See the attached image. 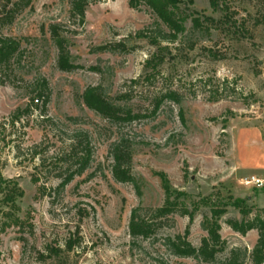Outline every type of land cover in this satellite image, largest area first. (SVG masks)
<instances>
[{
  "label": "rangeland",
  "instance_id": "obj_1",
  "mask_svg": "<svg viewBox=\"0 0 264 264\" xmlns=\"http://www.w3.org/2000/svg\"><path fill=\"white\" fill-rule=\"evenodd\" d=\"M219 1L182 0L175 39L150 7L129 0H97L84 23L70 0H33L3 29L18 49L0 64V171L24 196L0 214V264H223L235 248L253 264L258 229L242 234L229 220L264 217V0ZM52 25L75 68L60 67ZM44 86L48 99L32 102ZM91 87L145 117L110 121L86 105ZM85 136L90 165L60 186ZM121 139L132 142L133 182L112 172ZM164 178L184 193L166 216ZM231 198L250 213L226 206L215 261L172 251L168 239L188 228L199 248L205 217ZM134 214L151 225L148 236L131 232Z\"/></svg>",
  "mask_w": 264,
  "mask_h": 264
},
{
  "label": "trees",
  "instance_id": "obj_2",
  "mask_svg": "<svg viewBox=\"0 0 264 264\" xmlns=\"http://www.w3.org/2000/svg\"><path fill=\"white\" fill-rule=\"evenodd\" d=\"M96 1L97 0H70L71 16L79 19L81 23H84L87 8ZM181 2L182 0H129L131 7H138L141 3L150 7L160 22L168 27L170 31V38L174 39L177 38L184 30V23L186 21V17L181 12ZM210 2L215 9L219 8V0H210ZM32 8L33 0H0V64L10 63L18 49L17 44L13 40L5 37L3 29L13 24L23 11ZM195 24L199 26L200 22L198 19H195ZM50 32L54 40L59 44V48H61L59 58L60 67L65 70L75 68V65L69 61V56L66 53L64 38L61 35L59 25H52ZM44 89H46L45 86L41 88L37 98H32V102H39L45 95L48 99V94L43 91ZM173 95L175 94H169L171 97H173ZM84 100L89 108L95 110L113 122H128L145 117V115L134 113L131 108L115 102L111 97H107L99 87H91L87 89L84 94ZM159 104L160 103L158 102L156 107H158ZM22 113L24 112L18 110L13 116V121L20 119ZM84 139L85 140L81 142V150L83 153L77 157L76 164H78V167L75 171L67 175L64 181L61 182L60 186H64L69 183L76 173L82 174V172L90 165L92 159L91 142L87 136H85ZM131 148L132 142L129 139H121L113 147L112 156L114 164L112 172L116 180L119 182L134 181L130 169L132 162ZM164 182L167 201L165 206L159 210V213L166 216L180 205L177 200L184 193L173 192L165 178ZM0 195V214L10 215L11 213H5L3 208L7 206L11 210H15L17 208L16 201L18 198L24 196V191L19 187L16 180H6L0 171ZM244 203V199L231 198L229 203H224L222 206H215L212 209V216H206L203 221V227L207 231L208 236L203 239L199 248L194 247L188 241L189 228L186 230L185 236L179 235L174 239H168L170 248L176 255L181 257L193 256L206 262L215 261L218 253L225 249V243L222 240L220 233V219L226 213V206L233 205L241 209V212L247 216L250 213V210L243 207ZM184 213L190 216L191 222L194 220L193 212H190L188 209H184ZM229 224L235 231L242 234H247L252 229H258L259 240L253 250L252 261L253 264H264V217L256 215L252 220H247L246 218L241 221L229 220ZM130 228L133 235L148 236L152 231L151 225L147 222L138 220L135 214L132 216ZM71 247L72 245H69V248ZM242 254L243 253L239 248L232 249L230 256L223 264H245Z\"/></svg>",
  "mask_w": 264,
  "mask_h": 264
}]
</instances>
